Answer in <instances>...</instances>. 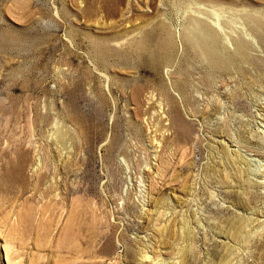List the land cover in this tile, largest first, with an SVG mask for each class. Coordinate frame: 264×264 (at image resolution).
I'll return each instance as SVG.
<instances>
[{"label":"rangeland","instance_id":"rangeland-1","mask_svg":"<svg viewBox=\"0 0 264 264\" xmlns=\"http://www.w3.org/2000/svg\"><path fill=\"white\" fill-rule=\"evenodd\" d=\"M259 13L0 0V264H264ZM198 15L223 67L191 40Z\"/></svg>","mask_w":264,"mask_h":264},{"label":"bare ground","instance_id":"bare-ground-1","mask_svg":"<svg viewBox=\"0 0 264 264\" xmlns=\"http://www.w3.org/2000/svg\"><path fill=\"white\" fill-rule=\"evenodd\" d=\"M210 3L215 4L212 2ZM216 5L217 4L211 5V7H214ZM201 16L204 17L203 15ZM201 16L198 15L197 19L196 18L193 19V26H195L196 30H195V33L192 34L191 40L197 44L199 50L201 51L202 54L205 55V57L207 58L209 62H211L213 65L223 67L225 65V58L221 56V54H219L218 50L216 49V37H215L214 30L206 22V20L203 19ZM250 18L252 19L247 20L250 24L249 29L252 32L250 34H253L255 37H257L258 42L261 45L260 47L261 49H263L262 51L264 53V15L263 14L262 15L260 14V16L250 15ZM245 19H247V17H245ZM226 30H227V27H226ZM234 46H235V50H234L233 55L235 56L233 58H235V60L237 59L243 60V58L246 56V49H245L244 44L240 42L239 40H237L234 42ZM263 57L264 56L262 55L261 57H256L253 60L255 62L254 64L262 63ZM60 137H62V134H60ZM247 237L248 236H244V238H247Z\"/></svg>","mask_w":264,"mask_h":264}]
</instances>
